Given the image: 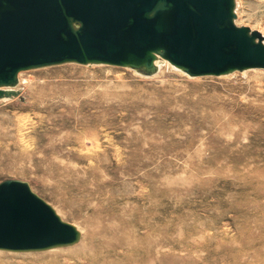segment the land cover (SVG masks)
<instances>
[{"label":"rangeland","instance_id":"obj_1","mask_svg":"<svg viewBox=\"0 0 264 264\" xmlns=\"http://www.w3.org/2000/svg\"><path fill=\"white\" fill-rule=\"evenodd\" d=\"M236 2L235 22L264 36V0ZM19 76L20 95L0 99V181H27L80 239L0 250V261L72 264L90 219L123 207L137 223L154 218L146 264H264V69L143 77L66 63Z\"/></svg>","mask_w":264,"mask_h":264},{"label":"water","instance_id":"obj_2","mask_svg":"<svg viewBox=\"0 0 264 264\" xmlns=\"http://www.w3.org/2000/svg\"><path fill=\"white\" fill-rule=\"evenodd\" d=\"M236 0H0V99L18 97L22 71L75 63L151 77L163 67L190 77L264 69V36L235 22ZM25 180L0 181V250L77 243Z\"/></svg>","mask_w":264,"mask_h":264},{"label":"bare ground","instance_id":"obj_3","mask_svg":"<svg viewBox=\"0 0 264 264\" xmlns=\"http://www.w3.org/2000/svg\"><path fill=\"white\" fill-rule=\"evenodd\" d=\"M162 69H169V68L163 67ZM162 71H164V70H162ZM21 79H22V77L19 76L20 82H21ZM95 189H97V188H95ZM95 192H96V190H95ZM98 194H99V192H98ZM126 195H125V197H126ZM142 197H143V195H142ZM127 198H129V197H127ZM137 199H140V198H137ZM138 202H139V200H138ZM142 204H144V202ZM116 206H118V205H116ZM123 206H125V205H123ZM87 207H88V205H87ZM93 207H95L94 204H93ZM97 207H99V206H97ZM99 208H101V207H99ZM115 211H118V212L115 213ZM95 215H96V213H95ZM129 216H128V214L126 215V213H124L123 207L122 208L117 207V209H114L113 211H110V213H107L104 215H100V216H96V217L93 216L94 219L93 220L90 219L89 228H86V229H88V231H86V233L88 232V237H86L87 235L85 237L89 238V243L86 244L83 249L79 250L78 253L73 252V254L76 253L77 258H76V256H75L76 259L72 258L73 259L72 264H127L128 262L130 264L132 262V258L127 257L125 254V253H127L128 250H132V252L135 251L133 254H136L137 258H135L134 260H138V261L134 264H146L149 261H153L156 257V254H157L156 253L157 252L156 251L157 246L155 243V238H153V237H156L154 235H155L156 230H157V228L154 224V218L150 215V218L148 217L149 219L148 218L147 219H141L137 223L133 217H129ZM85 217H87V216H85ZM90 217H91V213H90ZM151 219H152V222H150ZM86 223H87V221H86ZM139 228L143 229V231H142L143 235H141L142 237H140L138 239H140L141 246L144 247L145 249H147L146 252H143L142 250L138 249L136 247V244L134 243V239L136 238V234L139 232L138 231ZM92 243H95L96 245H93ZM136 243H137V241H136ZM157 244L159 246L161 245L158 242H157ZM81 246H79V247H81ZM179 246H181V245H179ZM164 249H163V251H164ZM74 251H76V247H75ZM132 252H129V253H132ZM1 254H2V252H1ZM61 258H59V259H61ZM124 258H126V262H125ZM130 259H131V261H130ZM0 264H7V263L0 261ZM150 264H152V263H150Z\"/></svg>","mask_w":264,"mask_h":264}]
</instances>
